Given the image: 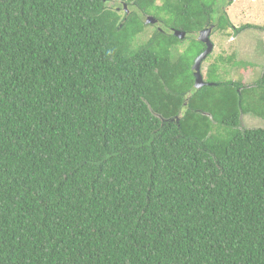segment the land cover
Returning a JSON list of instances; mask_svg holds the SVG:
<instances>
[{
	"label": "trees",
	"instance_id": "trees-1",
	"mask_svg": "<svg viewBox=\"0 0 264 264\" xmlns=\"http://www.w3.org/2000/svg\"><path fill=\"white\" fill-rule=\"evenodd\" d=\"M212 2L134 5L229 28ZM137 15L0 0V264H264V123L239 124L252 85L195 88L204 44H138Z\"/></svg>",
	"mask_w": 264,
	"mask_h": 264
},
{
	"label": "rangeland",
	"instance_id": "rangeland-1",
	"mask_svg": "<svg viewBox=\"0 0 264 264\" xmlns=\"http://www.w3.org/2000/svg\"><path fill=\"white\" fill-rule=\"evenodd\" d=\"M108 1L110 0L106 1L107 7L109 8H113L114 6L111 7L109 5L115 2H117L118 5H122L125 2H135V0H113L109 3ZM159 3L160 2H158V4ZM223 7L222 5H220L219 8L217 7L215 12L216 18L223 11ZM128 9L134 10L131 5L128 6ZM226 9L227 15L234 27H239L245 23L251 24L254 27L247 29L242 28L234 34L230 28L224 30L218 29L214 33H212V31L210 39L213 42V49L201 63L202 75L207 81L223 83L236 81L240 82L241 85L250 86L251 84L255 86V82H257L259 76L264 72V0H233L230 5L226 6ZM148 12L150 14L149 16H152L154 19L157 17L159 19L161 18L165 24L156 28L155 24L147 23L145 18L140 16L139 12H137V16L140 20L144 21L145 26V30L138 34L135 39L133 38L138 44L146 43V41L149 42V39L153 37L154 28L167 30L168 26L171 27L173 25L172 20H170L169 15L165 13V11L150 9ZM119 14L121 17H124L122 10H119ZM155 31L157 32L159 30ZM168 32L171 31L168 30ZM166 36H168V34L160 36L157 40L151 38L150 42L154 44L157 49L159 40H171ZM198 42L200 43V41L186 38L181 42H177V44L172 47V52L174 55L181 52L195 55L192 51L194 49L198 50L200 47ZM191 48L194 49L190 52ZM219 55H222L223 58L220 59ZM196 56H194L193 62ZM210 65H217V67L211 71L210 74H207ZM192 75L194 78L193 73ZM252 86L250 91L245 90L243 92L245 96L243 102L245 113L240 115V127L246 126L256 128L262 126L264 123V119L260 115L259 90Z\"/></svg>",
	"mask_w": 264,
	"mask_h": 264
},
{
	"label": "flooded vegetation",
	"instance_id": "flooded-vegetation-1",
	"mask_svg": "<svg viewBox=\"0 0 264 264\" xmlns=\"http://www.w3.org/2000/svg\"><path fill=\"white\" fill-rule=\"evenodd\" d=\"M111 1H113V0H110V1H108V3L109 2H111ZM232 1L233 0H214V2H212V4L215 6H217L218 8L220 7V5H222V6H224L223 7V11L221 12L222 13V15H224L227 19H228V21H229V23H230V26H229V28L231 29V31H232V33L234 34V33H237L238 31H240L242 28H244V29H247L246 28V26L245 25H247L248 23H245V24H242L241 26H239V27H234V25H233V23H232V21L229 19V17H228V15H227V9H226V6L227 5H230L231 3H232ZM125 2V1H124ZM105 3V6H107V2H104ZM132 3H133V5H132ZM132 3H130V2H125V3H123L122 5H118V3L117 2H115V3H113L112 5H109V6H111V7H113V9H115L118 13H119V10H122L123 11V16L124 17H122V18H125V16H127V15H129L131 12H139V15L140 16H143V18H145V20H146V16L147 15H150L149 13H146V12H144L143 10H141L140 8H138V7H136L135 5H134V2H132ZM219 3V4H218ZM129 5H131V7L134 9V10H130V9H128V6ZM216 6H215V9H216ZM145 16V17H144ZM208 18H210V17H208ZM156 23H155V26H156V28L157 27H160L162 24H165L164 22H163V20H161V18L159 19L158 17L156 18ZM207 22V23H206ZM217 22H209V20L207 19L206 21H204V25L202 26V28L201 29H199V30H190V29H184V28H181V27H176L175 25H172L171 27H169L168 26V29L167 30H163V29H156V28H154V33H153V37L155 36V34H156V31L155 30H159V31H157V32H162V33H166V34H173L174 35V31L175 30H179V31H184L185 32V35H184V37L182 38V40L181 41H183L184 39H186V38H192V37H194L195 39H197L198 40V36H199V33H200V31L202 30V29H204V28H206V27H210V26H212L213 28H212V33H214L216 30H218L219 28H218V26H217V24H216ZM248 26V25H247ZM250 27L252 28V27H254L253 25H251L250 24ZM168 30H170L171 32H168ZM153 37H151V38H153ZM150 38V39H151ZM179 39H181V38H179ZM204 48H205V46H204ZM204 48H203V50H204ZM202 50V51H203ZM183 53V52H182Z\"/></svg>",
	"mask_w": 264,
	"mask_h": 264
},
{
	"label": "water",
	"instance_id": "water-1",
	"mask_svg": "<svg viewBox=\"0 0 264 264\" xmlns=\"http://www.w3.org/2000/svg\"><path fill=\"white\" fill-rule=\"evenodd\" d=\"M102 1L106 2L107 0H102ZM146 21L149 24H155L157 22L156 18L154 19L152 16H149V15L146 16ZM212 28L213 27L210 26V27H206V28L202 29L200 31V33H199V36H198V40H200L204 44L205 48H204V50L201 53H199L196 56V58L194 59L193 65L191 67L192 73L194 74V87L197 88V89L200 88V87L206 86V85H215L216 84L214 82L206 81L203 78L202 71H201V63H202V61L207 57V55L213 49V42L210 39ZM174 35L176 37L182 39L184 37V35H185V32L184 31L175 30L174 31ZM238 95H240V90L238 92Z\"/></svg>",
	"mask_w": 264,
	"mask_h": 264
},
{
	"label": "clouds",
	"instance_id": "clouds-1",
	"mask_svg": "<svg viewBox=\"0 0 264 264\" xmlns=\"http://www.w3.org/2000/svg\"><path fill=\"white\" fill-rule=\"evenodd\" d=\"M212 41V40H211ZM202 71V70H201ZM204 78V77H203Z\"/></svg>",
	"mask_w": 264,
	"mask_h": 264
}]
</instances>
